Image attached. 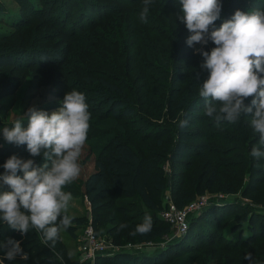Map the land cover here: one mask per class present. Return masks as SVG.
Returning a JSON list of instances; mask_svg holds the SVG:
<instances>
[{
  "label": "rangeland",
  "instance_id": "374dc122",
  "mask_svg": "<svg viewBox=\"0 0 264 264\" xmlns=\"http://www.w3.org/2000/svg\"><path fill=\"white\" fill-rule=\"evenodd\" d=\"M41 1L0 0L2 5V10H0V38L4 34H12L17 37L20 35L21 38L26 32L33 34V39L29 42L30 45L23 47L20 44L21 38L16 39V43L12 45L15 47L13 50L14 57L20 62L15 68L5 67L7 76L1 83L11 82L15 86L9 91H5L3 86H0V95L3 94L0 97V129L5 126L11 127L16 119L23 120L22 126L27 127L28 121L24 114L32 106L49 113L57 110L67 91L77 90L85 95L91 118L88 139L82 149L79 161L81 173L78 179L64 189L66 192H71L73 197L67 214L70 217L82 219L84 223L82 226H77L74 234H71L67 229H62L54 246L51 242L48 245L56 250L64 264H95L98 263L96 259L84 258L81 248L86 239L85 229L92 226V210L85 196L84 185L87 177L96 170L94 146H102L108 143L110 136L115 133L127 136L136 144L138 135H143L140 144L137 145L140 146V150L141 147L144 148L143 145L147 143L144 137L148 136L151 130L150 124L157 120H164L151 116L149 111L166 113L177 96L185 91L187 82L194 74L204 72L200 68L203 58L196 51L201 45L194 44L192 47L187 45L186 40L190 36L189 31L185 24L177 19V15L167 12V5L160 4L162 0H153L154 3L149 6L147 20L151 19L150 16L153 17L151 20L152 34L156 39L144 44L147 49H143L141 45L136 46L140 40L135 34L137 31L132 23L127 22L124 18L125 11L122 7L126 4L123 0H92L90 10L87 8L89 7L87 3L78 0L77 5L76 0H73L68 4L70 6L68 10L66 7L57 8L58 16L54 20H46L42 15ZM167 1L170 5L174 3V0ZM140 4H143V0L140 1ZM140 4H132L133 7H136L134 10L138 12V15L142 10L139 8ZM29 12H33V14H28L30 19L27 16ZM98 14L105 15L106 18L103 21L97 20ZM62 22L64 23L62 24ZM170 37L174 40L172 48L165 40L166 38L171 39ZM165 46L172 49L173 53L164 52ZM212 47V42L209 41L204 46V50L210 51ZM44 51H49L52 54L53 51H59L68 55L66 61L62 62L64 66L61 67V71L58 70V65H61V62L39 65L27 61L26 55ZM108 51H111L113 56H110ZM136 51L138 52L136 53ZM134 55L139 57L137 62L132 61ZM109 60L111 61L107 64ZM118 66L125 73L131 72L133 69L134 73H131V77L143 73V75L151 78L156 91V94L143 98L144 92H146L144 86L147 83L142 82L134 85L133 92L138 97L136 99L138 113L124 118L122 126L125 128L121 130L116 127H109L107 120H104L110 115L106 104L89 101L94 93L92 84L97 83L96 80L99 77L125 83L122 79L124 74L117 71ZM128 79L131 80L132 78L128 77ZM150 88L151 86L148 85V89ZM251 99V97L246 99L245 103L250 104ZM146 101L150 102L151 107L143 106ZM97 117L99 118L98 121ZM204 118L212 120L205 115V112L204 115H197L191 125L193 129L203 128L205 126L203 124ZM250 118H240L234 124L222 122L220 128L217 126L219 129H229V133H232L229 137L218 132L215 134L228 139L229 142L225 146L233 149L234 163H242V159L244 160L246 157L243 162L246 165L251 164L254 172L243 176V183L237 192L229 193L214 189L208 190L204 194L208 198V203L205 202V206L201 210L190 214L191 216L189 215L190 218L197 217L194 220L197 225L194 230L188 231L184 237L185 239L189 238V242H187L189 246H186L185 250L180 253L176 264H185L186 260L187 264H264V159L258 161L249 152V148L258 146L259 137L252 129L245 143L246 148H244L241 142L244 137L239 140L241 134L238 135L233 131L236 130L238 124L249 126ZM207 127L210 131L215 130L211 125ZM219 129L217 131L221 132ZM245 129L250 131L247 127ZM193 139L196 142H201L206 138L195 136ZM12 155H17L22 159L31 158L26 145L8 143L0 131V174L4 173L3 164ZM189 155L191 156V154ZM189 155L187 154L182 159L189 158ZM206 157L207 155L201 160L198 159L200 161L199 168L202 167ZM36 160L39 164L43 163L42 158H36ZM160 165L167 183L178 178L182 173H189L191 170L181 163L173 165L169 159L163 160ZM17 174L23 175L22 172ZM247 185L252 188L250 192L245 191ZM172 199L171 189L166 187L161 191V203L159 205L164 209L168 207ZM116 201L124 203L130 209H139L140 213L141 211L149 213L148 210H144L146 206L138 197H117ZM225 209L231 213L217 222L220 213ZM255 211L261 215L257 230L260 231V235L254 242L249 241L251 232L246 229L241 232L240 237H243V240L239 241V234L237 235L232 231V226L237 219L236 215ZM112 213L109 211V214ZM208 220L215 222L209 223ZM111 225L112 222H107L96 233L102 241H113L108 232ZM17 233L20 232L12 230L0 222V239L6 234L10 237ZM184 234L177 232L176 227H174V230L165 238L151 242L125 241L120 246L121 250L136 255L155 254L167 246L169 242L183 237ZM40 236L44 242L42 234ZM251 237L253 236L251 235ZM26 238H29L28 233L24 235L20 233V236L14 239L20 241L22 248V240ZM248 254H251V261L245 259ZM0 259H3V253H0ZM15 260H19V257ZM3 264L14 263L4 260Z\"/></svg>",
  "mask_w": 264,
  "mask_h": 264
},
{
  "label": "trees",
  "instance_id": "16d2710c",
  "mask_svg": "<svg viewBox=\"0 0 264 264\" xmlns=\"http://www.w3.org/2000/svg\"><path fill=\"white\" fill-rule=\"evenodd\" d=\"M73 0H42L41 13L46 20H54L58 16L57 8L66 10L70 8L68 4ZM76 0V4H77ZM82 3L89 5L92 0H80ZM94 1V0H93ZM126 6L122 7L125 11L124 18L127 22H131L132 26L137 31V38L140 40L136 43V46L141 45L143 49H147L144 44L154 41L156 38L152 34V19L147 20V23H142L139 20L138 12L134 10L136 7L132 4H140L141 0H123ZM152 3L154 1L152 0ZM222 11L220 19L215 22V27L218 28L226 19H229L236 10L249 11L253 7L264 8V0H221ZM161 5H167V12L173 15L180 13L181 5L179 0H174V3L170 5L167 0H162ZM78 5V4H77ZM139 8H143V4H140ZM133 9V10H132ZM138 9V8H137ZM0 10L2 5L0 4ZM28 12V11H27ZM33 12L27 13L29 15ZM83 15V13H82ZM105 15L98 14L97 20L105 19ZM68 22V21H67ZM64 22H62L63 24ZM66 26V24H65ZM95 26V25H93ZM21 36H14L12 34H4L0 38V86H3L5 91L11 90L15 85L11 82L1 83L6 78V68H15L19 64L14 57L13 50L15 47L12 45L16 43V39H20ZM171 39H165L172 48ZM21 45L23 47L30 45L33 39L32 32H26L22 35ZM174 44V43H173ZM174 46V45H173ZM212 46L215 45L212 43ZM212 47V48H213ZM164 52L169 54L173 53V50L168 46L164 47ZM169 48V49H167ZM139 49H141L139 47ZM138 51H136L137 53ZM157 52V51H156ZM110 56H113L111 51H108ZM68 57L67 54L59 51L40 52L33 55H26L27 61L32 64L49 65L61 62L58 65V70L61 71L64 66V62ZM139 57L134 55L132 61L137 62ZM112 61L114 59H111ZM109 60L107 64L111 61ZM63 62V63H62ZM66 65V64H65ZM112 66V65H111ZM134 68V67H133ZM117 71L124 74L122 78L123 82L114 81L106 77H99L97 83L92 84L93 95L89 99L90 102L97 103L103 102L107 105L110 115L104 120H107L109 127H116L119 130L125 128L122 126V120L134 116L138 113V103L135 93L133 92L134 85L136 83L145 82L143 98L148 95L156 94L153 82L151 78L146 75L136 74L131 77V72L125 73L121 67H117ZM128 77L132 78L131 80ZM207 78V72L195 73L194 76L187 82V86L184 92L180 93L175 102L166 113H153L149 111V114L157 119L163 118V121L157 120L155 123L150 124L151 130L146 139L144 148L138 146L140 144L141 137L138 135L137 144L134 140H130L125 135L113 134L110 136L108 143L104 145H95L93 152L95 154L96 170L93 171L85 181V196L87 197L91 210H92V226L96 233L107 222H112V225L108 228L109 234L112 236V242L114 244H122L125 241L136 242H151L157 239L167 237L173 230V225L164 219L160 211L163 209L159 204L161 203V191L166 187H169L172 192V200L180 208L193 201L197 195H203L208 190L218 189L229 193L237 192L242 183L243 176L247 173L254 172V168L251 164L246 165L242 159V163L233 162V149H229L225 145L229 142L228 139L222 138L215 134L218 132L224 136H228L229 129H219L213 120L204 118L203 128L193 129L191 126L197 115H204L205 102L198 95L199 86L203 80ZM148 85L151 86L148 89ZM3 94L0 95V97ZM89 98V97H88ZM147 105L151 107L150 102L146 101L143 106ZM152 110V109H151ZM251 117V114L242 116L241 118ZM97 121L99 118H96ZM187 120V126L181 128L179 121ZM213 121V122H212ZM212 122V123H211ZM207 124V125H206ZM211 125L215 130H211L206 126ZM243 126L238 124L236 130H233L236 134H241L242 145L246 148L245 143L249 138L252 130L250 126ZM245 127L250 131L248 132ZM220 130L221 132L217 131ZM129 132V131H127ZM195 136L206 138L204 141H194ZM238 140V141H239ZM198 150V151H197ZM251 153V149L249 148ZM187 154L191 156L187 159H182ZM193 154V155H192ZM205 158V162L201 168L199 163L202 157ZM169 159L172 164L177 163L184 164L187 169H191L189 173H182L176 179H172L167 183L163 177V170L160 163ZM252 188L247 185L245 191L250 192ZM117 197H138L143 202L144 210H148L149 213L139 212V209H130L124 203L116 201ZM143 209V208H142ZM228 210H231L227 208ZM227 209L223 210L217 222L223 220L231 213ZM112 211V214H109ZM150 216L152 220L151 231L146 234H140L136 231L138 225L144 222L145 216ZM191 216V215H190ZM259 213H238L236 215V222L232 226L233 233L239 234V241L243 240L241 232L249 229L250 240L254 242L260 235L259 229ZM197 217H189V226L184 236L177 238L172 242H169L167 246L158 250L155 254H143L136 255L126 250H118L114 254H98L96 260L99 264H176L180 253L185 250L186 246H189L188 239L184 238L188 231L196 228L194 223ZM207 222L213 223L215 221L208 220ZM84 221L77 217H72V224L67 230L74 234L77 226H82ZM20 233L12 234L11 238H17ZM28 237L22 240L24 252L28 253V260H15L14 264H64L61 257L57 254L56 250L50 245L45 244L38 232L30 230ZM8 238V234L2 236L1 239ZM184 238V239H183ZM241 238V239H240ZM189 248V247H188ZM126 251V252H125ZM185 261V260H184ZM97 262L95 264H98ZM187 264L186 262H184Z\"/></svg>",
  "mask_w": 264,
  "mask_h": 264
},
{
  "label": "clouds",
  "instance_id": "9594fccd",
  "mask_svg": "<svg viewBox=\"0 0 264 264\" xmlns=\"http://www.w3.org/2000/svg\"><path fill=\"white\" fill-rule=\"evenodd\" d=\"M177 19L185 24L190 36L189 47L201 45L196 51L202 56V71L207 78L199 86L198 95L205 102V115L216 126L222 122L234 124L242 116L251 114L250 126L258 134V146L250 155L264 159V8L236 10L218 27L221 0H179ZM152 0H143L139 20L147 23ZM209 41L215 46L204 50ZM251 99L250 104L245 101ZM85 95L77 90L67 91L60 107L49 113L30 107L24 114L27 127L16 119L11 127L0 129L8 143L26 145L29 159L10 156L0 174V222L22 235L30 230L42 234L45 244L54 246L60 231L72 224L68 213L72 200L66 186L81 173L80 157L88 139L91 113ZM187 120L179 121L181 128ZM42 158L43 163H37ZM22 172L20 176L17 173ZM152 220L145 216L136 231H151ZM0 253L4 260L17 257L28 260V253L20 241L8 237L0 239ZM245 259L251 261V254Z\"/></svg>",
  "mask_w": 264,
  "mask_h": 264
},
{
  "label": "built area",
  "instance_id": "2783aa9c",
  "mask_svg": "<svg viewBox=\"0 0 264 264\" xmlns=\"http://www.w3.org/2000/svg\"><path fill=\"white\" fill-rule=\"evenodd\" d=\"M207 197L198 195L193 201L180 208L171 200L168 207L160 211L161 216L169 221L177 232L184 233L189 226V215L201 210L208 203ZM85 241L82 244V252L85 259L94 260L98 254L115 253L121 249L120 245L114 244L112 241H102L96 234L93 226L85 229Z\"/></svg>",
  "mask_w": 264,
  "mask_h": 264
}]
</instances>
